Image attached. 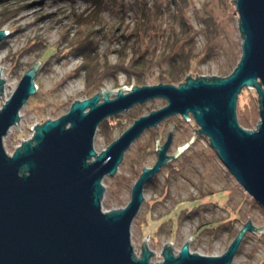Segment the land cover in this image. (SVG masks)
Returning <instances> with one entry per match:
<instances>
[{
	"label": "rangeland",
	"instance_id": "obj_1",
	"mask_svg": "<svg viewBox=\"0 0 264 264\" xmlns=\"http://www.w3.org/2000/svg\"><path fill=\"white\" fill-rule=\"evenodd\" d=\"M132 1L105 0L99 7L92 0H0V29L9 32L0 43L1 77L5 76L0 107L25 71L40 61L34 76L37 91L20 108L19 130L12 125L3 137L8 153L32 135L36 122L67 112L76 98L122 85L129 90L137 84L132 69L127 74L114 68L120 58L119 65L126 67L135 55L142 56L144 62L135 71L144 77L143 84L159 83L161 78L178 84L187 73L225 76L235 67L242 52L235 0H186L187 7L177 10L173 1L157 0L160 12L154 6L148 21L140 23L129 6ZM145 1L150 7L155 0ZM76 45L90 49L96 69L83 68L86 62ZM174 65L182 71L179 78L164 81ZM257 97L249 87L238 94L236 117L245 128H255L259 120ZM164 104L165 98L154 97L107 116L96 129L94 149H104L135 118ZM172 125L168 154L195 134L145 183L143 201L130 227L134 252L139 255L148 234L146 244L155 253L150 259L158 262L165 242H172L176 253L192 235L187 241L190 251L220 255L248 218L257 227L263 225L264 208L227 170L208 137L195 132L198 125L191 115L168 116L128 146L116 173L102 179V209L129 201L143 164L150 167L157 159L156 139L162 144ZM230 264H264V230L247 231Z\"/></svg>",
	"mask_w": 264,
	"mask_h": 264
},
{
	"label": "water",
	"instance_id": "obj_2",
	"mask_svg": "<svg viewBox=\"0 0 264 264\" xmlns=\"http://www.w3.org/2000/svg\"><path fill=\"white\" fill-rule=\"evenodd\" d=\"M235 5L242 52L228 75L187 73L178 84L100 89L76 98L60 116L36 122L32 135L8 153L3 137L12 125L18 129L20 108L37 91L34 76L40 61L25 71L0 107V264H230L245 233L264 230V223L257 227L248 218L220 255L190 251L192 235L176 253L172 242H165L158 262L150 259L155 253L146 244L148 234L139 255L134 252L130 227L145 183L195 134L168 154L173 125L162 144L156 139L157 159L150 167L143 164L129 201L109 210L101 205L102 179L116 173L128 146L146 128L177 114L193 117L195 132L208 137L227 170L264 208V0H235ZM8 33L0 29V43ZM4 82L0 69L2 96ZM243 87L258 94L259 120L252 129L236 117ZM154 97L165 98L166 104L135 118L104 149H94V135L104 118Z\"/></svg>",
	"mask_w": 264,
	"mask_h": 264
},
{
	"label": "trees",
	"instance_id": "obj_3",
	"mask_svg": "<svg viewBox=\"0 0 264 264\" xmlns=\"http://www.w3.org/2000/svg\"><path fill=\"white\" fill-rule=\"evenodd\" d=\"M92 1L94 2V4L96 6L99 5V7H100V5L104 4L105 0H92ZM171 1H173V6H174V8H176V10L177 9H183L184 7H187V1L186 0H171ZM123 4H124V1L122 2V7H123ZM158 4H159V2L157 0H155L154 2H152L153 6L148 7L147 2L145 0H134L129 4V6L131 8H133V14L137 18V21L140 23V22L145 21V20L148 21L147 14L150 11V9H155L154 6L160 12L162 6L161 5L158 6ZM123 9H124V7H123ZM141 28H142V26H141ZM76 48L78 51L77 53L82 54V56L84 57V60H85L84 62H86L85 65L83 66V68L86 69L87 72H90L91 68L96 69L97 65H96L95 61L92 60V58L95 56H90L91 55L90 49H88L89 51L84 50L80 46H77V45H76ZM120 59H121V61H119V59H118L117 64H114V68H118L119 70L125 71V72H127V74L129 73V68L132 69L134 72L133 76H134L135 82L139 85H142L144 83V77H142L140 71H135L136 69L139 68V66L142 64V62H144V61H142V56L140 54L135 55L133 58H131V62H129L126 67L119 65L123 62L122 58H120ZM171 59H173V58H171ZM143 65H144V63H143ZM181 72L182 71H181V69L178 68V65H174L173 69L171 70V72H169V74H167V77L165 78L164 81H167V82L176 81L179 78V74ZM159 81H162V78L159 79ZM101 125H102V123H101Z\"/></svg>",
	"mask_w": 264,
	"mask_h": 264
},
{
	"label": "bare ground",
	"instance_id": "obj_4",
	"mask_svg": "<svg viewBox=\"0 0 264 264\" xmlns=\"http://www.w3.org/2000/svg\"><path fill=\"white\" fill-rule=\"evenodd\" d=\"M21 115V113L19 114V116Z\"/></svg>",
	"mask_w": 264,
	"mask_h": 264
}]
</instances>
